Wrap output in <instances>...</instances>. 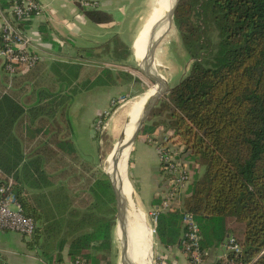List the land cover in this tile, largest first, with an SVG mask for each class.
<instances>
[{
    "label": "trees",
    "instance_id": "1",
    "mask_svg": "<svg viewBox=\"0 0 264 264\" xmlns=\"http://www.w3.org/2000/svg\"><path fill=\"white\" fill-rule=\"evenodd\" d=\"M10 3L0 0L3 9ZM85 13L110 20L99 10ZM173 26L190 67L153 108L159 120L149 118L141 132L167 122L190 168L205 167L182 204L199 225L201 247L233 237L235 264H264V0H179ZM77 52L76 61H40L12 78L0 62V185L12 177L46 264L62 261L64 250L69 261L113 264L114 193L107 174L79 155L67 107L76 93L116 85L117 77L130 84L131 73L107 63L130 66L133 51L114 35ZM155 231L161 243H178L182 214L159 212Z\"/></svg>",
    "mask_w": 264,
    "mask_h": 264
},
{
    "label": "crops",
    "instance_id": "2",
    "mask_svg": "<svg viewBox=\"0 0 264 264\" xmlns=\"http://www.w3.org/2000/svg\"><path fill=\"white\" fill-rule=\"evenodd\" d=\"M5 1L11 2V0ZM37 1L42 6V10L38 14L34 15L33 19L28 21L26 25H24V32L31 40L32 45L42 53L43 58L40 61L46 62L47 64H51V62H54V60L69 62L76 61L79 57L81 58L83 56L82 54H80L77 58L78 50H80L81 48H97L101 44L107 42L114 35L118 36L125 45L132 48V42L137 36L138 31L141 27H138L136 31H134V35L131 34L129 36H126L127 33L125 32V30L118 24H116L117 13L115 12V10L122 8L123 3L127 0H90L96 2V6L94 8L83 7L79 3V0ZM86 10H99L102 12H106L110 15V20L104 22L92 21L86 16ZM145 17L146 15L144 16V18ZM132 35L133 37H131ZM90 40L92 41V43L88 44L87 42H90ZM79 41H82L83 43H79ZM107 64L109 66L120 65L114 63ZM120 86L121 84L119 86L117 84L113 86H96L89 90L80 91L75 94L76 97L78 95H81L82 93L87 92H94L95 95H97V93L103 94L104 88L112 89L111 91L107 92L104 103L95 108L90 114V117L92 118L91 120L93 122V128L94 123L98 117L104 118L103 114L106 112L108 114V110L112 108V101H115L122 96L118 95L119 92L122 91L120 89ZM67 122L69 129L68 119ZM104 122L106 121L104 120ZM169 132L170 131L163 132V136H161L160 138H155V140L153 138H148L150 140H142L138 142L136 146L134 145V148L132 150V152H135V155H131V166L136 171L135 176L138 178L146 177L150 182L149 184H151V187L148 188V194L150 196L143 197L142 195V198L148 200L151 206V202L154 197L159 195V197L162 198L167 188V180L160 169L156 145L162 144V142H164L162 137H164L165 134L168 135ZM155 133L156 131L152 134ZM147 135L150 136L151 134ZM73 141L77 147L78 153H80L76 140L73 139ZM183 159L188 164H190L185 156L183 157ZM195 167L196 169L190 168V170L192 171V177L195 174L197 175V173H202V169L200 166L196 165ZM143 183L148 184V182L144 179ZM137 192H139L138 185ZM187 194L188 192L182 194V201H184V198L187 196ZM153 207L155 206L153 205L152 208ZM33 236L27 237L9 230L0 231V264H46L45 258L43 257L39 249L38 241L35 240V244L32 243ZM222 245L223 244H219L216 247L210 248V255H213V257H215L219 253ZM63 252V258L67 259L65 250ZM181 257L183 259H186V257L182 254ZM165 264H177V261L175 259H172Z\"/></svg>",
    "mask_w": 264,
    "mask_h": 264
},
{
    "label": "rangeland",
    "instance_id": "3",
    "mask_svg": "<svg viewBox=\"0 0 264 264\" xmlns=\"http://www.w3.org/2000/svg\"><path fill=\"white\" fill-rule=\"evenodd\" d=\"M153 5L154 0L125 1L122 8H117L118 10H115L117 13L116 24L125 30L127 33L126 36L131 34L134 35V31H136L138 27L142 26V19L144 20L145 15H149ZM133 35L131 37H133ZM79 43L83 42L79 41ZM87 43H92V41L90 40V42ZM130 62V66L112 65L111 67L115 70H124L131 73L133 76H138L144 81V83H135L134 85L132 80L130 84H126L123 83L122 78L117 77V85L119 86L121 84L120 89L122 90L118 95L122 96L114 101V104L111 105L113 109L108 110V114H105L104 120L106 122L103 123L104 127H102L99 131H96L93 128V122L91 120L92 118L90 117V114L95 108L104 103L107 92L111 91L112 89L104 88L103 94L97 93V95H95L94 92L82 93L77 97L74 95L70 98L67 107L69 131L72 138L76 140L78 149L80 150V156L83 158V160L99 166L103 172L104 169L107 168L110 153L112 152L116 142L119 140V136L125 128L126 112L129 109L131 101L135 100L136 98H140V96L144 94L151 85H154L142 75L133 56ZM190 62L191 61L188 59L186 50L179 40L178 33L175 27L172 26L166 37L156 49L155 64L157 70L167 80L168 85L173 87L179 82L180 78L185 73H187L190 67ZM151 117L152 116L149 115L148 119ZM159 118L160 116L152 117L149 120V124L154 123L155 121L159 120ZM167 125V122L158 121V125L156 126L158 131L155 130L156 133L151 134L150 136L140 131L136 137V140L134 141V144L132 145V150L134 145L136 146V144L142 140L144 141L148 138H153L155 140V138H160L163 136L162 134L166 131L165 127H167ZM168 135H171V132H169ZM168 135L165 134V136ZM175 145L177 148L183 151V147L181 145ZM131 155L134 156L135 152L130 154V161L128 165V177L134 192L135 204L140 208L142 212V219L152 231L150 232L152 234V242L149 251L151 264H165L172 259H175L177 264H186L187 260L181 257L182 252L180 251L178 243L165 245L158 239L155 231L156 224L154 223L151 215L152 206L148 200L142 198V195L143 197L150 196L148 194V188L151 187V184H149L150 182L146 177L138 178L135 176L136 171L131 166ZM200 167L202 169V173H197L198 176L203 174L205 170L203 165ZM143 179L146 180L148 184H144ZM136 185L139 186V192H137V189L135 190ZM186 192L187 191H185L184 194ZM178 200H182V197H179ZM10 208L15 210V206L13 204L10 205ZM112 237L113 264H119V243L117 241L115 229L113 231Z\"/></svg>",
    "mask_w": 264,
    "mask_h": 264
},
{
    "label": "built area",
    "instance_id": "4",
    "mask_svg": "<svg viewBox=\"0 0 264 264\" xmlns=\"http://www.w3.org/2000/svg\"><path fill=\"white\" fill-rule=\"evenodd\" d=\"M79 3L85 8L96 6V2L90 0H79ZM41 10L42 6L37 0H11L7 9L0 7V62L9 78L28 71L43 58L42 53L32 45L22 26ZM113 104L114 101H112ZM105 114L107 112L103 116ZM103 123L104 118L98 117L94 123V129L99 131L104 127ZM162 139L164 142L156 145V150L161 172L167 180V188L159 205L151 210L154 223L156 224L159 212L177 210L182 214L184 227L178 246L182 255L186 257L187 264H235L229 254H237L240 246L233 237H229L222 243L215 257L210 255L209 250L201 247L199 225L192 213L183 210V201L178 200L186 191L192 178L190 166L183 159L186 154L176 147L170 135ZM5 178V183L0 185V231L9 230L32 237L37 223L33 217L22 213V208L11 190L13 179L10 176ZM11 204L15 206V210L10 208ZM54 264H85V262L76 258L73 261L63 259Z\"/></svg>",
    "mask_w": 264,
    "mask_h": 264
},
{
    "label": "water",
    "instance_id": "5",
    "mask_svg": "<svg viewBox=\"0 0 264 264\" xmlns=\"http://www.w3.org/2000/svg\"><path fill=\"white\" fill-rule=\"evenodd\" d=\"M155 2L158 3V0ZM178 3L179 0H161V5L159 6L164 11L160 19L157 20L150 29L148 43L145 52L141 56L138 57V55L136 54L134 50V45L138 39V35L141 33V30L144 28L146 22L143 24L141 30L138 32L137 36L132 42L134 60L137 63L142 75L147 78L152 84L155 85V92L145 100L140 115L133 124V129L131 131L130 137L126 140L124 144L126 147H131L127 159L126 170L123 169L124 165L122 166V163L118 165L117 162H114L112 164L111 174H108L104 170V172L109 177V181L115 198V234L119 243V264H138V262L135 257L134 246L136 237V229H134V225L136 227V223L134 224V217L130 215V202L128 199V194L124 188L122 176L118 175V169L121 170V174L126 171V176L129 180L128 165L130 161V154L132 153V145L134 144L136 137L142 130L143 125L145 124L155 105L158 103L160 98L164 94L169 92L172 88L168 85L167 80L157 70V67L155 66V53L157 47L166 37V35L173 26L174 14ZM155 9L156 7L153 8L147 20L154 13ZM133 83L135 85V83H144V81L138 76H134ZM122 135L123 134L119 136V140L123 139Z\"/></svg>",
    "mask_w": 264,
    "mask_h": 264
},
{
    "label": "bare ground",
    "instance_id": "6",
    "mask_svg": "<svg viewBox=\"0 0 264 264\" xmlns=\"http://www.w3.org/2000/svg\"><path fill=\"white\" fill-rule=\"evenodd\" d=\"M154 0V5L152 6V10L154 7L156 9L154 10V13L150 16V18L147 20L148 16L144 18L142 22L144 25V28L141 30V33L138 35V39L134 45V50L136 54L141 56L146 49L148 39L150 36V29L154 25V23L160 19L162 16V13L164 10L161 9L159 5H161V0H158V3H156ZM151 10V11H152ZM139 30V31H140ZM156 66V64H155ZM155 92V85H151L147 91L140 96V98H136L135 100L131 101L129 109L126 112V122H125V128L121 134H123V139L118 140L116 142L112 152L110 153V157L108 159V165L107 168L104 169L108 174L112 173V164L114 162H117L118 165L122 163L123 169L126 170V164L128 155L130 152L131 147H126L124 144L126 140L130 137L131 131L133 129V124L137 120V118L140 115L141 109L144 105L145 100L152 95ZM118 175L122 176L124 188L127 191L128 199L130 202V215L134 217V224L136 223V227L134 225V229H136V237H135V257L137 259L138 264H151V258H150V247L152 242V232L150 228L146 225V222L142 219V212L140 208L135 204V197L134 192L132 190V186L130 181L128 180L126 176V171H124L123 174H121V170L118 169ZM145 222V223H144Z\"/></svg>",
    "mask_w": 264,
    "mask_h": 264
}]
</instances>
